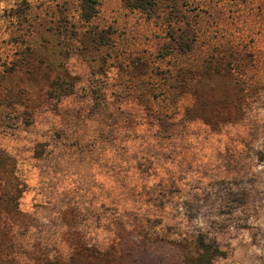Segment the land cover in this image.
Listing matches in <instances>:
<instances>
[{
  "label": "rangeland",
  "instance_id": "rangeland-1",
  "mask_svg": "<svg viewBox=\"0 0 264 264\" xmlns=\"http://www.w3.org/2000/svg\"><path fill=\"white\" fill-rule=\"evenodd\" d=\"M76 1L0 0V264H264V0Z\"/></svg>",
  "mask_w": 264,
  "mask_h": 264
},
{
  "label": "trees",
  "instance_id": "trees-1",
  "mask_svg": "<svg viewBox=\"0 0 264 264\" xmlns=\"http://www.w3.org/2000/svg\"><path fill=\"white\" fill-rule=\"evenodd\" d=\"M138 1L139 2H135L130 8H132L133 10H140V11H145L146 8H148V7L151 8V5H152L151 0H138ZM76 6H77L78 11H79V21L81 23H88V22L92 21L94 19V17L97 15L99 3L97 2V0H77ZM60 20H63V22L65 24H67V22H68V19L66 17H63V19L60 18ZM74 28H75L74 24H70V29H72L71 35L73 37L74 36L78 37L79 32H77L76 30H73ZM111 33H113V32H111ZM106 35H108V32ZM109 38H110V35L106 36V38H105L104 32L100 31V32H98L97 35L94 34V37L91 39V41L95 45V48L98 50L100 47L102 48V47H106L108 45ZM188 41L189 40H188V36L186 35V33L182 34V36L180 38L178 37L176 50L179 53L189 52L190 46L187 44ZM79 42H81V41H79ZM32 52L33 51L31 50V47L26 46L24 48V50L20 51V53L18 52L19 54L18 53L17 54L19 55V58L22 59V63H24L23 60H25V58L27 56L31 57L32 55H34ZM55 86L56 87L54 90L58 89L60 91L61 88L69 89L66 92V94H64V95L73 94L74 89H73V84L71 82L67 83V81L64 82L62 80L59 81L57 79L55 81ZM196 245L199 248L198 252H196L197 256H200L201 251L206 253L207 263L217 256H222V253L218 250V248L211 245V244H204L203 242L198 240Z\"/></svg>",
  "mask_w": 264,
  "mask_h": 264
}]
</instances>
